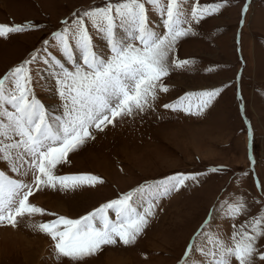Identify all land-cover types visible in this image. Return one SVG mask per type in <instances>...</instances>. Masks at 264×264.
<instances>
[{
  "label": "rangeland",
  "instance_id": "1",
  "mask_svg": "<svg viewBox=\"0 0 264 264\" xmlns=\"http://www.w3.org/2000/svg\"><path fill=\"white\" fill-rule=\"evenodd\" d=\"M105 3L0 0V24L34 25L0 37V79L39 52L38 61L29 65L32 87L47 108L56 109L53 115L61 114L54 70L42 62L48 53L61 58L52 34L64 27L63 21L71 23L74 13ZM195 3L185 0V7L190 11ZM198 3L221 7L193 24L195 35L179 41L171 59L190 63L172 67L162 78L168 92L158 93L151 110L110 117L112 123L105 122L103 130L93 126L95 138L69 153L68 163L57 166L59 175L91 174L104 182L74 191L34 189L30 202L54 215L19 218L17 227L0 226V264H59L53 241L33 225L58 216L79 219L141 185H156L178 174L196 179L154 201V215L136 243L104 246L88 264H182L190 243H201L197 233L206 220H213L212 231L231 234L233 222L221 210L224 201L244 197L250 213L238 223L264 210V0ZM149 19L154 30L164 31L159 15L149 11ZM88 28L95 50L110 55L102 35L90 23ZM208 91L217 94L201 108L200 94ZM0 168L6 165L0 163ZM109 215L115 219L114 212ZM193 258L203 260L199 254L189 257Z\"/></svg>",
  "mask_w": 264,
  "mask_h": 264
},
{
  "label": "snow or ice",
  "instance_id": "2",
  "mask_svg": "<svg viewBox=\"0 0 264 264\" xmlns=\"http://www.w3.org/2000/svg\"><path fill=\"white\" fill-rule=\"evenodd\" d=\"M220 7L201 6L196 0L188 11L185 0H106L103 7L74 13L76 18L71 23L63 21L64 27L52 34L61 58L48 53L42 61L54 70L63 109L59 115L52 114L56 109L47 108L32 87L29 65L38 61L39 52L0 79V163L6 165L0 168V226L17 227L19 218L54 215L30 202L34 189L74 191L102 184V179L91 174L59 175L57 166L68 163L69 153L95 138L90 132L93 126L103 130L105 122L112 123L110 117L151 110L158 93L169 90L162 78L172 67L190 63L171 59L179 41L195 35L193 24ZM149 11L159 15L163 32L150 26ZM88 23L102 35L110 55L95 50ZM31 27L34 25L0 24V37ZM216 94L201 93L204 99L200 107L207 106ZM189 179L196 177L178 174L156 185H141L79 219L58 216L33 227L53 241L59 264H88V258L104 246L135 244L154 215V201L158 203L163 196L178 191ZM221 210L233 222L231 234L212 231L213 220H206L197 233L201 243L195 239L190 243L182 264H264V210L239 223L250 213L244 197L224 201ZM110 211L115 213L114 220ZM196 254L203 260L189 259Z\"/></svg>",
  "mask_w": 264,
  "mask_h": 264
},
{
  "label": "bare ground",
  "instance_id": "3",
  "mask_svg": "<svg viewBox=\"0 0 264 264\" xmlns=\"http://www.w3.org/2000/svg\"><path fill=\"white\" fill-rule=\"evenodd\" d=\"M52 109H54V108H51V107H50V110H52ZM54 112H56V111H54ZM54 112H53V113H54ZM54 115H57V114H54Z\"/></svg>",
  "mask_w": 264,
  "mask_h": 264
}]
</instances>
